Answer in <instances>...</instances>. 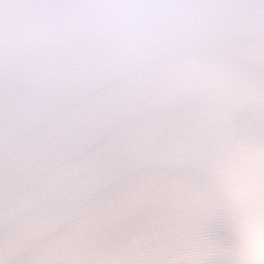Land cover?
Wrapping results in <instances>:
<instances>
[{
  "label": "snow or ice",
  "instance_id": "6c2138e0",
  "mask_svg": "<svg viewBox=\"0 0 264 264\" xmlns=\"http://www.w3.org/2000/svg\"><path fill=\"white\" fill-rule=\"evenodd\" d=\"M134 65L158 86L191 81L213 99L250 94L257 103L240 120L264 135V0H0V170L10 137L35 145L50 122L118 86L109 70ZM220 159L219 146L209 150L198 179L196 229L207 251L192 264H238Z\"/></svg>",
  "mask_w": 264,
  "mask_h": 264
},
{
  "label": "clouds",
  "instance_id": "9594fccd",
  "mask_svg": "<svg viewBox=\"0 0 264 264\" xmlns=\"http://www.w3.org/2000/svg\"><path fill=\"white\" fill-rule=\"evenodd\" d=\"M142 72L141 65L125 71L109 70L108 75L118 86L105 99L135 108L149 118L141 144L156 159L80 196L76 205L81 214L70 226L22 238L28 222L23 215L13 212L18 203V194L13 191L14 177L44 164L47 149L42 146V155L36 156L33 145L18 147L16 137L9 138L7 163L0 170V249L5 252L8 264H182L174 256L129 244L136 237L159 233L167 227L164 189L183 181L186 170L165 156L189 147L201 135L209 121L210 107L217 109L221 103L232 101L213 99L206 90L193 87L191 81L172 88L158 86L156 79H146ZM76 83L83 80L77 77ZM144 182L156 187L148 198L129 210L125 205L127 189ZM243 183L245 205L236 257L238 264H264V161L252 163ZM62 195L73 200L77 192L70 189ZM62 236L70 238L62 241ZM84 252L89 255H82Z\"/></svg>",
  "mask_w": 264,
  "mask_h": 264
}]
</instances>
